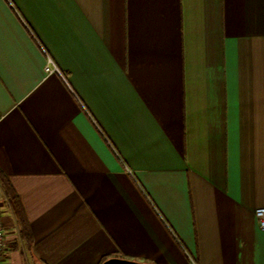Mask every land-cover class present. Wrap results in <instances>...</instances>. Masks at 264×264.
<instances>
[{
	"label": "crops",
	"instance_id": "obj_1",
	"mask_svg": "<svg viewBox=\"0 0 264 264\" xmlns=\"http://www.w3.org/2000/svg\"><path fill=\"white\" fill-rule=\"evenodd\" d=\"M0 172L2 264H264V0H0Z\"/></svg>",
	"mask_w": 264,
	"mask_h": 264
},
{
	"label": "trees",
	"instance_id": "obj_2",
	"mask_svg": "<svg viewBox=\"0 0 264 264\" xmlns=\"http://www.w3.org/2000/svg\"><path fill=\"white\" fill-rule=\"evenodd\" d=\"M0 188L3 191V194L6 197V200L9 202L10 206L13 209V212L15 214L16 220L19 225L20 234L22 236H26L27 231H28V226H27L26 219L23 215V211H22L18 196L13 190V188L11 187V185L8 183L7 179L4 178L1 172H0ZM104 260H106V258H104L101 261V263Z\"/></svg>",
	"mask_w": 264,
	"mask_h": 264
},
{
	"label": "built area",
	"instance_id": "obj_3",
	"mask_svg": "<svg viewBox=\"0 0 264 264\" xmlns=\"http://www.w3.org/2000/svg\"><path fill=\"white\" fill-rule=\"evenodd\" d=\"M45 71L48 73L59 72L57 66L54 64L52 59L48 57L47 64L45 66ZM254 215L257 219L259 228L264 231V206L257 207L254 210ZM8 244L6 241L5 227L1 219V203H0V264L6 259ZM192 264H195L193 261Z\"/></svg>",
	"mask_w": 264,
	"mask_h": 264
},
{
	"label": "rangeland",
	"instance_id": "obj_4",
	"mask_svg": "<svg viewBox=\"0 0 264 264\" xmlns=\"http://www.w3.org/2000/svg\"><path fill=\"white\" fill-rule=\"evenodd\" d=\"M6 264H31V261L26 259L20 251L11 250Z\"/></svg>",
	"mask_w": 264,
	"mask_h": 264
},
{
	"label": "water",
	"instance_id": "obj_5",
	"mask_svg": "<svg viewBox=\"0 0 264 264\" xmlns=\"http://www.w3.org/2000/svg\"><path fill=\"white\" fill-rule=\"evenodd\" d=\"M101 264H149V263L120 258V257H110L104 260Z\"/></svg>",
	"mask_w": 264,
	"mask_h": 264
}]
</instances>
